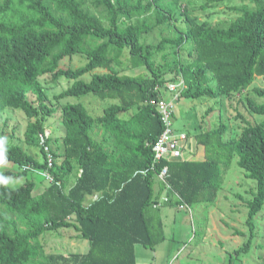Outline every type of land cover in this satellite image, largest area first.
I'll use <instances>...</instances> for the list:
<instances>
[{
    "label": "trees",
    "instance_id": "trees-1",
    "mask_svg": "<svg viewBox=\"0 0 264 264\" xmlns=\"http://www.w3.org/2000/svg\"><path fill=\"white\" fill-rule=\"evenodd\" d=\"M225 1L240 4L229 8L237 17L222 24L191 17L185 0H0V115L6 108L23 111L30 119L25 142L42 156L39 161L21 145L2 142L4 160L20 172L0 175L24 180L0 184V264H138L136 245L154 247L165 239L161 221L157 238L152 234L147 207H158L163 194L162 205H213L235 157L256 181L246 200L253 232V218L264 208V123H251L239 105L246 102L249 112L264 115V86L253 84L264 77V0H205L199 9ZM181 15L188 23L184 31L147 42L156 27H174ZM189 43L195 57L184 62L181 50ZM168 45L173 60L165 56L156 65L154 57ZM76 56L85 63L63 66ZM123 58L146 72L121 74ZM43 77L71 84L51 98ZM180 80L186 85L180 97L235 100L241 128L228 135L221 106L216 128L202 126L192 141L188 134L182 157L154 162L153 146L165 124L151 101L159 98L158 87ZM89 94L113 102L98 116L82 103L60 105ZM58 111L65 131L60 145L47 139L54 155L48 169L39 134ZM206 115L215 116L213 108ZM199 147L203 160L195 158ZM165 166L170 188L158 179ZM46 169L55 183L37 189L33 174ZM71 227L89 242L88 251L46 253L41 236ZM252 239L236 252L249 251Z\"/></svg>",
    "mask_w": 264,
    "mask_h": 264
},
{
    "label": "rangeland",
    "instance_id": "rangeland-1",
    "mask_svg": "<svg viewBox=\"0 0 264 264\" xmlns=\"http://www.w3.org/2000/svg\"><path fill=\"white\" fill-rule=\"evenodd\" d=\"M204 2L205 0H185L183 7H187L191 11V17H197L200 21L208 20L212 23L223 24V22L237 17L229 8L238 6L240 4L238 1H225L224 4L221 3L222 5L211 6L213 8L208 7L205 11H201L199 6ZM187 25L185 16L181 15L179 21L174 23V27L168 24L156 27L147 36V42L158 44L163 37H173L178 30L184 31ZM173 50L169 45L166 46L162 53L154 57L156 65L163 64L165 56L173 60L171 55ZM181 56L184 62H190L194 59L192 43L187 44L181 50ZM123 62L124 67L119 69L121 74L135 75L146 72L145 68L133 69L127 63L126 58H123ZM84 63L85 59L83 57L76 56L63 62V66L78 67ZM171 75L169 73L165 77L170 78ZM41 82L48 90L47 93L51 98L71 84V82L64 79L53 82L50 77H43ZM253 84L254 86H264V77L257 78ZM250 94L251 89L244 92L243 97L246 98L245 96H250ZM165 95L168 100L173 97V94ZM236 97L238 98V95ZM29 98L35 101L33 95L30 94ZM257 101L259 103L263 102L262 99ZM112 102L111 100H101L99 97L89 94L70 96L63 99L60 105L82 103L93 116H98L102 114L103 108ZM173 105L174 115L172 121L174 130L179 133L183 132L187 136L189 134L192 136L191 141L197 129L202 126L216 128L221 106L223 120L231 127L228 135L230 136L234 132L236 135L240 131L241 124L235 123V108L238 107L235 100H227L223 96L217 99L180 97L174 100ZM210 108H213L217 119L215 116L211 118L210 115H206ZM239 109L251 123H264V115L249 112L246 102L239 105ZM29 122L30 119L23 111L6 108L0 115V126L2 127L0 132L6 134L8 142L21 145L41 161L42 156L39 149L35 146H28L25 142L24 133ZM46 127L50 130L53 140L58 141V145H60L65 131L61 122V112L58 111L55 115L49 117L46 121ZM94 137L99 141L102 140L103 137L99 127L95 128ZM53 149H56V144H53ZM237 161L238 157H235L213 205L207 206L204 203L192 205V215L189 214L190 211L178 210L176 205H162L166 198L161 200L158 207L154 205L147 207L146 214L150 220V229L154 237L157 238L159 235L161 229L159 224L161 219H164L165 210L166 212H172L175 222L172 219V223L169 224L170 229L166 228L164 242L154 247H145L142 244L136 245L138 264H264V208L253 218L255 224L252 232L251 227L247 224L249 210L246 200L252 198L250 192L255 187L256 181L247 177V171L239 167ZM5 172L18 174L20 170L12 162L4 160V163L0 164V173L4 174ZM33 176L37 182V189L40 188L41 190L43 185L48 184L40 171L34 173ZM75 177L71 178L69 186L73 184ZM8 178L16 186L24 180L19 177L8 176ZM250 236L253 239L249 251L237 253L238 249L243 248L248 243ZM40 241L48 254L61 253L70 256L72 254H85L89 249V242L81 237L80 232L75 227L61 229L58 232H48L41 236Z\"/></svg>",
    "mask_w": 264,
    "mask_h": 264
},
{
    "label": "built area",
    "instance_id": "built-area-1",
    "mask_svg": "<svg viewBox=\"0 0 264 264\" xmlns=\"http://www.w3.org/2000/svg\"><path fill=\"white\" fill-rule=\"evenodd\" d=\"M158 89H159V98H157L156 100H152L151 103L157 106V109L162 116V121L165 124V130L162 132V134L159 137V140L153 146V150L155 154L154 162L160 161L164 158L170 160L172 158L182 157L183 150L186 147L187 139H188L187 134L183 132L178 133L174 130L173 121H172V117L174 115L173 102L175 99H178L180 97V94L186 89V85L184 84V81L180 80L179 82H170L165 85V90L160 89L159 87ZM163 92L165 94H173L172 99L168 100L166 98V95L161 94ZM50 136H51V132L47 128L45 129L44 133L39 134V144L46 153L48 169H51L54 165V155L51 152L50 146L47 143V139ZM4 140H6V136L0 135V142H3ZM48 169L41 171L40 174L49 183H55V179L51 175ZM152 169H154V167H152ZM167 176H168V167L165 166L158 173V179L163 181V183H165L168 186V188H170V186L166 181ZM177 197L179 198V196ZM179 209L191 211L190 206H188L187 204L179 205Z\"/></svg>",
    "mask_w": 264,
    "mask_h": 264
},
{
    "label": "crops",
    "instance_id": "crops-1",
    "mask_svg": "<svg viewBox=\"0 0 264 264\" xmlns=\"http://www.w3.org/2000/svg\"><path fill=\"white\" fill-rule=\"evenodd\" d=\"M195 158L197 159V160H203V159H205V154H204V149L202 148V147H199V149H198V152H197V154H196V156H195ZM157 188V187H156ZM97 197V196H96ZM162 198H160V200H162V199H165L164 197H166V195H162L161 196ZM167 204V203H166ZM165 204V205H166ZM164 205V206H165ZM168 205V204H167ZM178 210H180L179 208H177ZM192 210V209H191ZM180 211H182V210H180ZM189 214L190 215H192L191 214V211L189 212ZM164 219L162 218L161 219V222H162V225H163V231H164V237H165V239H166V228L168 229H170V227H169V224H171L172 222H171V220L173 219L174 220V222H175V219H174V217H173V214H172V212H166V210L164 211ZM193 226V225H192ZM164 239V240H165Z\"/></svg>",
    "mask_w": 264,
    "mask_h": 264
},
{
    "label": "clouds",
    "instance_id": "clouds-1",
    "mask_svg": "<svg viewBox=\"0 0 264 264\" xmlns=\"http://www.w3.org/2000/svg\"><path fill=\"white\" fill-rule=\"evenodd\" d=\"M4 152H5V148L3 146V143L0 142V164L4 163ZM10 182L11 181L9 178L0 175V184L8 185Z\"/></svg>",
    "mask_w": 264,
    "mask_h": 264
}]
</instances>
